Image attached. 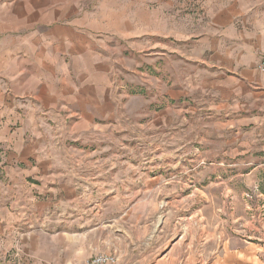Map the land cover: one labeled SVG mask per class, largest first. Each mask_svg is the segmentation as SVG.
I'll list each match as a JSON object with an SVG mask.
<instances>
[{"label": "rangeland", "instance_id": "1", "mask_svg": "<svg viewBox=\"0 0 264 264\" xmlns=\"http://www.w3.org/2000/svg\"><path fill=\"white\" fill-rule=\"evenodd\" d=\"M121 10L122 0H0L2 104L13 94L4 80L12 63L20 71L29 66L24 75L32 71L30 56L46 39L37 32L94 29L101 40L126 28ZM147 42L146 61L132 58L142 75L118 79L115 129L92 134L87 147L68 140L51 152L71 188L58 220L65 226L30 211H12L13 219L0 209V264H86L94 257L103 264H264V164L249 134L229 128L233 117L211 110L199 87H185L178 103L168 99L171 75L181 80L194 68L177 63L163 41L162 70H155L154 38ZM8 151L0 142V178Z\"/></svg>", "mask_w": 264, "mask_h": 264}, {"label": "crops", "instance_id": "2", "mask_svg": "<svg viewBox=\"0 0 264 264\" xmlns=\"http://www.w3.org/2000/svg\"><path fill=\"white\" fill-rule=\"evenodd\" d=\"M121 12L126 28L108 30L101 40L94 29L75 35L58 28L37 32L46 39L30 56L32 71L24 75L29 66L20 71L18 61L10 81L4 75L13 94L5 104L0 100V142L10 148L7 174L0 178V209L11 218L30 211L65 226L58 220L71 188L51 152L65 149L68 140L87 147L92 134L115 129L121 111L114 95L118 79L142 75L132 58L140 54L146 61L142 47L149 38H154L155 70H162L163 41L177 63L199 66L197 73L188 68L181 80L172 74L167 98L178 103L185 87H199L211 110L233 117L229 128L249 134V147L264 164V76L258 69L264 60V0H122ZM112 37L124 43H113ZM23 217V224L34 227Z\"/></svg>", "mask_w": 264, "mask_h": 264}, {"label": "built area", "instance_id": "3", "mask_svg": "<svg viewBox=\"0 0 264 264\" xmlns=\"http://www.w3.org/2000/svg\"><path fill=\"white\" fill-rule=\"evenodd\" d=\"M259 71L264 76V60L259 64L258 66ZM107 260L100 258V257H94L91 261H88L86 264H103Z\"/></svg>", "mask_w": 264, "mask_h": 264}]
</instances>
